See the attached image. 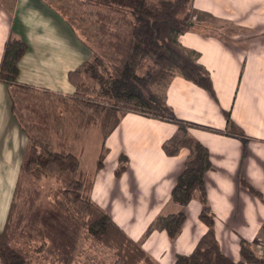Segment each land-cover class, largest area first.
Masks as SVG:
<instances>
[{
	"label": "crops",
	"instance_id": "obj_1",
	"mask_svg": "<svg viewBox=\"0 0 264 264\" xmlns=\"http://www.w3.org/2000/svg\"><path fill=\"white\" fill-rule=\"evenodd\" d=\"M61 2L68 6V1ZM52 3L0 0V59L10 35L22 39L27 50L18 63V81L66 95L74 91L68 72L90 58V52ZM198 11L210 15L200 24L203 30H187L178 40L198 52V62L210 73L216 99L176 74L166 87V102L176 117L197 125L189 133L208 149L212 168L205 172L204 183L214 213L215 236L220 250L238 261L240 239L256 248L264 225V203L238 180L240 174L264 198V0H192L193 19ZM223 110L242 129L246 142L224 133ZM175 128L170 122L124 114L105 140L108 152L95 172L91 190L92 200L136 241L156 215L184 212L176 239L154 230L141 242L157 264H173L178 254L191 253L207 230L198 216L197 199L180 205L170 196L188 154L186 148L173 156L162 150ZM26 144L27 136L11 112L8 88L0 82V229ZM121 153L128 156V164L116 177Z\"/></svg>",
	"mask_w": 264,
	"mask_h": 264
},
{
	"label": "trees",
	"instance_id": "obj_2",
	"mask_svg": "<svg viewBox=\"0 0 264 264\" xmlns=\"http://www.w3.org/2000/svg\"><path fill=\"white\" fill-rule=\"evenodd\" d=\"M76 2L94 9L97 31L102 37L96 42L100 52L93 53L68 72L74 91L66 95L72 100L73 110L84 112V124L96 121L94 115H98L101 133L95 172L102 167L108 152L107 136L127 112L173 123L175 131L162 143V150L173 156L181 148H186L188 154L170 196L180 205L197 199L200 202L199 219L207 226L192 252L178 254L173 264H264V258L253 248L254 245L243 238L239 242L240 260L233 261L220 250L214 230V213L204 183L205 172L212 168L208 149L189 133V128L197 125L176 117L166 102V87L176 74L216 99L210 73L198 62V52L178 40L179 35L187 30H203L200 24L210 15L198 11L193 19L192 0ZM26 50L27 45L22 39L10 35L0 59V82L7 86L11 112L27 136L6 221L0 229V264H32L28 252L16 245L8 234L15 197L21 190L24 174L37 180L53 177L58 181L51 194L54 204L69 221L83 228L89 238L112 250L115 260L107 264H157L141 247V242L154 230L165 231L170 239H176L185 220L184 212L156 215L136 241L92 200L95 174L81 167L76 154L52 145L49 119L42 102V94L50 91L18 81V63ZM81 73L96 84L91 94L83 89ZM223 114L226 120L224 133L246 142V135L232 121L229 111L223 110ZM127 164L128 156L119 154L114 170L116 177L121 176ZM238 176L240 186L264 203L260 191L240 174ZM38 198L39 191L33 189L26 200L28 209L34 207Z\"/></svg>",
	"mask_w": 264,
	"mask_h": 264
},
{
	"label": "rangeland",
	"instance_id": "obj_3",
	"mask_svg": "<svg viewBox=\"0 0 264 264\" xmlns=\"http://www.w3.org/2000/svg\"><path fill=\"white\" fill-rule=\"evenodd\" d=\"M50 1L80 35L90 57L93 53H99L100 48L96 42L102 37L97 31L94 9L78 4L76 0H65L68 1V6L61 0ZM80 77L84 82V91L91 94L96 84L83 73ZM66 95L51 92L42 94L52 145L56 149L65 148L76 154L80 158L81 167L95 174V159L100 150L101 133L98 115H94L96 121L89 125L84 124V112L73 110L72 100ZM58 184L53 177L37 180L22 175L21 190L15 197L9 220V237L28 252L32 264H107L114 261L112 250L89 238L83 228L69 221L56 207L51 194ZM33 189L39 191V198L34 207L28 209L26 200ZM258 238L257 242L263 241L264 231Z\"/></svg>",
	"mask_w": 264,
	"mask_h": 264
},
{
	"label": "built area",
	"instance_id": "obj_4",
	"mask_svg": "<svg viewBox=\"0 0 264 264\" xmlns=\"http://www.w3.org/2000/svg\"><path fill=\"white\" fill-rule=\"evenodd\" d=\"M257 253L264 258V239L256 244Z\"/></svg>",
	"mask_w": 264,
	"mask_h": 264
}]
</instances>
